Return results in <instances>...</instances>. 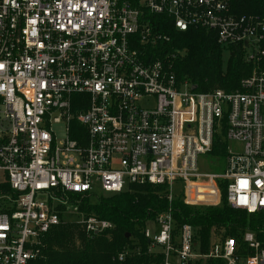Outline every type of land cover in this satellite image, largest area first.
Returning <instances> with one entry per match:
<instances>
[{
    "label": "built area",
    "instance_id": "built-area-1",
    "mask_svg": "<svg viewBox=\"0 0 264 264\" xmlns=\"http://www.w3.org/2000/svg\"><path fill=\"white\" fill-rule=\"evenodd\" d=\"M152 15L212 32L249 74L234 90L191 89L170 69L179 50L153 55L168 37ZM136 183L164 186L168 201L143 230L151 260L264 264L250 230L201 253L171 206L219 205L223 187L230 207L264 212V21L230 0H0V264L42 257L67 214L89 235L111 229L80 204L96 184L110 196Z\"/></svg>",
    "mask_w": 264,
    "mask_h": 264
},
{
    "label": "trees",
    "instance_id": "trees-1",
    "mask_svg": "<svg viewBox=\"0 0 264 264\" xmlns=\"http://www.w3.org/2000/svg\"><path fill=\"white\" fill-rule=\"evenodd\" d=\"M230 8L235 14L253 15L264 21V0H230ZM149 19L156 30L168 37L167 41L157 42L156 48L151 50L153 55H158L155 50L159 47L163 49V54L174 50L181 53L172 59L170 67L177 79L186 80L196 86L195 90L203 92L215 88L225 91L238 88L239 80L248 71L240 60L239 50H232L223 63L222 48L212 32L201 28L178 31L170 19L162 15H152ZM163 190L162 185L136 183L127 191L100 196L94 201L86 197L84 200L89 199V203H81L86 214L107 220L113 227L88 236L82 232L77 245L67 228L72 225L59 223L43 235V256L30 264H147L149 261L160 264L162 256L152 260L147 256L148 244L143 230L148 219H154L166 209L168 201ZM171 206L177 224L187 222L195 227L201 253L209 251L213 229H222L224 235L234 238L239 244L242 234L250 230L264 247V212H247L230 207L226 203L223 187L220 205L195 208L184 204L176 196ZM124 248H129L131 252L118 261L117 255ZM135 248L139 249L138 253H133ZM191 264L224 262L217 258H206Z\"/></svg>",
    "mask_w": 264,
    "mask_h": 264
},
{
    "label": "rangeland",
    "instance_id": "rangeland-1",
    "mask_svg": "<svg viewBox=\"0 0 264 264\" xmlns=\"http://www.w3.org/2000/svg\"><path fill=\"white\" fill-rule=\"evenodd\" d=\"M222 47V51H221V57H222V62L225 63L226 60L228 59V56H229V52L227 50V48L225 46H221ZM240 60L242 62V59H241V52H240ZM247 68V67H246ZM248 70V69H247ZM249 74V72L247 71L245 75ZM243 75V77L245 76ZM53 130L55 132V135L56 137L59 139L62 137V131L60 130V125L59 124H53ZM213 158V157H212ZM199 164L200 166L206 170V171H219L218 167H213L212 166H209V165H206L201 159L199 160ZM106 193H104L100 187H99V184H96L93 188V195L89 198L91 201H94L96 198L100 197V196H103V197H107L109 195H107ZM83 200L82 201V204H85V203H89L90 200ZM82 204L79 206V211L82 215H89V214H86V212L82 209ZM220 205V204H219ZM196 208V207H195ZM199 208H203V207H199ZM80 219V216H76L74 214H67L65 215V220H63L61 222L62 225H72V227H67L69 228L71 231V238H72V241L75 243V244H79L80 242V237H81V233L83 232V234L85 236H88V233L86 231V228L84 226L83 223H80V222H76ZM153 219H148L146 221V224L147 225H150L151 222H152ZM72 223V224H66V223ZM227 236L224 235V232L222 229H218V230H212L211 231V244L212 243H216V242H221L223 241ZM55 248H57V246H54ZM200 262H202L203 260H199Z\"/></svg>",
    "mask_w": 264,
    "mask_h": 264
},
{
    "label": "water",
    "instance_id": "water-1",
    "mask_svg": "<svg viewBox=\"0 0 264 264\" xmlns=\"http://www.w3.org/2000/svg\"><path fill=\"white\" fill-rule=\"evenodd\" d=\"M196 88V86L195 85H191V89H195Z\"/></svg>",
    "mask_w": 264,
    "mask_h": 264
}]
</instances>
